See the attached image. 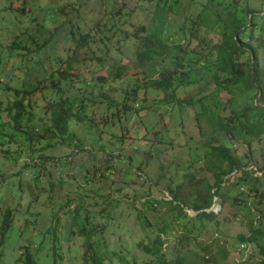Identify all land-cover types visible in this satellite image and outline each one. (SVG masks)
<instances>
[{
	"label": "rangeland",
	"instance_id": "1",
	"mask_svg": "<svg viewBox=\"0 0 264 264\" xmlns=\"http://www.w3.org/2000/svg\"><path fill=\"white\" fill-rule=\"evenodd\" d=\"M214 1H218L221 16H224L221 6H226L246 23L245 8L254 9L259 13L255 15L259 20L256 27L264 31V0ZM153 2L0 0V222L6 209L10 216L0 243V264H97L84 261V244L88 240L101 264H118V252L126 259L125 264H159L135 242H149L161 222L169 223L166 232L160 234L164 239L161 251L166 259L173 261L178 253L189 260L192 251L204 253L199 245L207 242L213 245L217 240L225 243L229 254L224 263L218 264H259L254 241L259 242L261 238L245 243L240 251H234L238 243L234 238L239 232L249 234L245 224L248 218L254 220V226L264 227V217L255 210L256 206L264 212V172L259 170L264 164V132L248 144L229 136L220 140L239 156L246 168L252 167L253 174L260 175L255 192L249 191L252 195L243 191L235 203L226 201L221 207L218 201L211 204L212 210L219 211L216 224L201 219L202 229L190 227L198 219L192 218L194 212L184 207L186 216L180 221L185 224L181 227L170 222L166 206L148 207L141 202L149 196L169 198L164 185L170 176L173 182L178 181L185 169L212 180L201 160L205 135L199 133L193 118L197 106L182 109L175 100L159 102L160 90L142 87V77L134 73L136 66L129 62L134 39H123L113 28L103 30L110 34L109 45L97 39L102 18L113 20L110 10L120 6L121 10L128 11L126 15L114 16L122 20L127 17L121 26L131 30L133 24L149 20ZM212 6L213 2L208 0H178L168 10L169 25L165 27V34L175 38L183 17L190 18L200 12L194 22L187 21L186 28L195 35L215 40L218 29H209L214 20L209 9ZM95 20L98 27L94 25ZM70 22L74 34L86 32L91 36L89 42L74 46L69 69L74 84L70 89L76 96L89 92L95 103L90 104L83 121L69 119L68 128L78 144L65 145L57 142V137L48 139V133L41 130L48 124L47 113H43L42 104L46 99L43 93L25 92L32 112V119L28 120L30 132L35 134L28 140L26 133L12 125L4 107L13 97L14 88L28 89L36 83L46 88L42 84L47 83L44 78L49 75L50 61L57 63L58 57L65 56L67 49L73 47L71 32L67 35ZM24 42L29 46L26 53L21 52ZM118 43L119 55L114 48ZM187 43L192 46L195 39ZM258 58L264 67V44L259 48ZM118 59L127 66L122 77L113 79L106 74L99 80L104 83L93 77L104 74L103 68L111 69ZM134 82L140 87L136 89L135 99L126 97L129 108L121 109L120 104L106 107L104 101H99V92L110 85L115 86L111 96L119 100L125 95L123 89L128 91ZM197 85L200 83H189L177 89V94L180 96L182 90L194 93ZM212 87L208 83L200 93H211ZM233 96L236 100L242 98ZM237 104L240 103L236 101L232 108L235 112L239 111L235 108ZM136 106L138 109H133ZM222 111L229 115L227 108ZM39 131L41 139H37ZM185 163L189 167H184ZM250 182L252 179L240 180L243 189ZM137 207L147 219L146 227L135 216Z\"/></svg>",
	"mask_w": 264,
	"mask_h": 264
},
{
	"label": "trees",
	"instance_id": "2",
	"mask_svg": "<svg viewBox=\"0 0 264 264\" xmlns=\"http://www.w3.org/2000/svg\"><path fill=\"white\" fill-rule=\"evenodd\" d=\"M177 1L154 0L149 20L146 23L133 24L131 30L121 26L126 23L127 17L122 20L114 16L129 13L117 6L110 10L113 20L102 18L100 21L102 30L96 32L97 39L108 45L110 34L103 30L110 28H113L112 31L119 32L123 39L131 38L132 41L134 39L132 58L129 62L136 66L134 73L137 72L142 77V87L151 86L160 90L162 96L159 102L169 103L175 100L178 105L182 106V109L197 106L194 108L193 118L199 133L205 135L202 140L201 160L204 170L211 173L212 180L209 181L204 176H196L192 170L185 169L178 181L173 182L170 176L169 181L164 185L170 195L169 198L149 196L141 202L148 207L166 206L170 222L180 224L181 227L185 224L180 221L186 216L184 207L190 208L194 211L192 218L198 219V223H191L190 227L202 229L204 221L211 224H216L218 221L216 216L219 211L210 208L212 202L218 201L221 207L226 201L235 203L237 195L243 191H248L250 194V190L252 192L256 190L260 174H253L255 170L252 167L246 168V164L241 162L239 156L230 151L228 145L220 140L223 136H229L234 140L240 138L242 142L248 144L264 132V67L258 58L259 48L264 44V31L261 27H256L259 20L255 15L259 13H256L254 9L245 8L248 14L246 23L226 6H221L224 9V16H221V9L217 8L218 1L208 0L213 2V6L209 9L214 15L209 29H214V27L218 29L215 40L211 41L208 36L207 39L201 35H195L190 28H186L187 21L194 22L200 17V12L190 18L184 16L177 25L178 35L171 38L164 31L169 25L168 10ZM127 24L130 25V22ZM94 25L98 27L97 20L94 21ZM69 31L72 34L73 39L70 40L73 42V47L67 49L65 56H59L57 63L50 61L49 75L44 78L47 83L42 84L46 88H42L41 83H36L28 89L14 88L13 97L4 107L11 117L12 125L26 133L28 140H32L35 134L30 132L28 120L32 119V112L28 108L29 102L26 100L25 92L38 90L43 93L46 98L42 104L43 113H47L48 124L42 126L41 130L48 133L46 135L48 139L50 136L57 137V142L65 145L76 146L78 144L74 140L75 134L68 128L69 119L83 121L87 118L88 107L91 103H95V99L88 95L89 92L76 96L70 89L74 84L69 70L70 60L75 51L74 46L89 42L91 36H88L86 32L74 34L75 30L71 27V22L67 26V35ZM192 38L195 39V44L188 46L187 42ZM21 45L22 53L29 51L27 48L29 46L25 42ZM9 47L13 45L9 44ZM114 48H116V54L119 55L121 53L119 43ZM125 64L118 59L111 69L103 68L104 74H96L93 77L99 81L108 74L113 79H119L122 74L126 73ZM99 82L104 83V81ZM195 82L200 85L196 86L194 93H186L182 90L180 96L177 94V89L181 90L185 85ZM208 83L213 84L212 92L200 93ZM138 87L140 85L134 82L128 91L124 88L125 95L118 100L111 96L115 86L110 85L99 92V101H104L106 107L120 104L121 109L129 108L125 99L126 97L135 99ZM248 91L251 92L248 94ZM196 94L198 95L195 96ZM233 95H239L242 98L236 100ZM236 101L240 103L235 107L239 109L238 112L232 110ZM225 108L228 109L229 115L223 114L222 110ZM133 109L137 110L138 107ZM37 137V139L42 138L40 131ZM183 163L180 162V165ZM184 167H189V165L185 163ZM259 170L264 172V164L259 167ZM250 179L252 182L245 184V189H243L240 180ZM136 209L138 210L135 214L137 220L146 227L148 224L146 217L143 216L141 208ZM255 210L264 217V212L260 208L255 206ZM9 219V209H6L0 222V243L9 225ZM253 221L252 218H248L245 223L249 234L239 232L234 240L248 243L255 238H261L259 242L254 241V246L259 256V264H264V227L254 226ZM168 227V222H161L156 226L149 242L143 240L135 242L141 251L154 257L159 264H218L224 263L229 256L225 243L216 240L213 245L209 242L199 245L204 253L192 251L189 260H185L184 255L178 253L175 254L173 261L166 259L164 252L161 251L164 239L160 237V234L163 235ZM186 230L189 231L190 228ZM90 250L92 248L88 240L84 244V261H95L101 264L100 259L94 256L93 250L91 253ZM116 255L119 260L118 264H125L126 259L123 255L120 252Z\"/></svg>",
	"mask_w": 264,
	"mask_h": 264
},
{
	"label": "built area",
	"instance_id": "3",
	"mask_svg": "<svg viewBox=\"0 0 264 264\" xmlns=\"http://www.w3.org/2000/svg\"><path fill=\"white\" fill-rule=\"evenodd\" d=\"M214 202H215V201H214ZM214 202H212V204H213ZM245 243H246L245 241H244V242H242V241H241V242H238V243H237V246H235V250H234V251H237V250L240 251V247H243V246L245 245ZM245 259H246V258H245ZM243 261H244V260H243Z\"/></svg>",
	"mask_w": 264,
	"mask_h": 264
},
{
	"label": "water",
	"instance_id": "4",
	"mask_svg": "<svg viewBox=\"0 0 264 264\" xmlns=\"http://www.w3.org/2000/svg\"><path fill=\"white\" fill-rule=\"evenodd\" d=\"M188 209H190V208H188ZM191 210V209H190ZM194 212V211H193Z\"/></svg>",
	"mask_w": 264,
	"mask_h": 264
}]
</instances>
